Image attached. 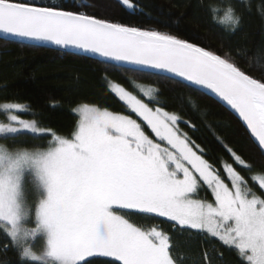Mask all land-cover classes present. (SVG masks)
<instances>
[{"label": "snow or ice", "instance_id": "obj_1", "mask_svg": "<svg viewBox=\"0 0 264 264\" xmlns=\"http://www.w3.org/2000/svg\"><path fill=\"white\" fill-rule=\"evenodd\" d=\"M241 19L230 6L220 22L235 32ZM0 31L98 54L114 62V71H151L211 90L264 150V78L250 74L256 65L245 71L229 54L158 30L22 0H0ZM257 70L264 73V65ZM108 91L131 114L81 104L68 135L22 119L27 105L0 102V251H13L16 264H92L97 256L112 264H183L170 233L139 226L134 214L165 218L172 232L214 238L240 264H264V171L253 173L226 148L252 174L233 164L223 165L222 174L180 128L182 118L165 110L158 89L134 95L117 84ZM21 135L49 139L27 144ZM203 256L204 264H214L215 249Z\"/></svg>", "mask_w": 264, "mask_h": 264}, {"label": "trees", "instance_id": "obj_2", "mask_svg": "<svg viewBox=\"0 0 264 264\" xmlns=\"http://www.w3.org/2000/svg\"><path fill=\"white\" fill-rule=\"evenodd\" d=\"M40 6H62L64 10L84 12L99 19L176 36L221 55L229 54L238 66L255 78H264L257 70L264 65V5L261 0H132L129 8L122 0H22ZM235 7L242 17L233 32L224 17L229 7ZM215 8L213 13L210 9ZM114 63L62 49L36 46L0 38V102L8 100L27 105L30 112L20 113L35 119L45 128L68 135L79 119L73 111L83 103L98 105L130 115L124 104L108 91L110 81L140 94L139 85L159 90L165 110L178 114L180 128L200 145L205 158L223 174V165L233 164L248 177L245 169L236 165L226 150L232 149L248 164L253 173L264 171V151L255 143L242 120L222 102L200 89L188 86L180 79L154 75L151 71H114ZM34 114V115H33ZM3 119V116H0ZM27 144H45L49 137L34 139L31 135L17 138ZM254 190L258 188L251 181ZM205 193H201L203 197ZM211 199L210 195L208 196ZM132 222L150 228L158 226L169 232L175 251L182 253L186 264H204L203 253L215 249L214 264H240L234 250L214 238L195 232L170 231L165 218L131 215ZM3 236H0V243ZM222 254V256H221ZM92 264H112V258L97 256ZM4 264H16L15 253L0 251Z\"/></svg>", "mask_w": 264, "mask_h": 264}, {"label": "water", "instance_id": "obj_3", "mask_svg": "<svg viewBox=\"0 0 264 264\" xmlns=\"http://www.w3.org/2000/svg\"><path fill=\"white\" fill-rule=\"evenodd\" d=\"M0 38L1 39H5V40H10V41H16V42H20V43H25V44H30V45H36V46H44V47H50V48H56V49H62V50H66L68 52H72V53H76V54H81V55H85V56H89L98 60H104L105 58L99 56L98 54H94L91 52H86L83 49L80 48H76L75 46H62V45H57L52 41H48V40H36V39H30V38H24V37H18V36H13L10 35L8 33H4L2 31H0ZM114 63V62H112ZM179 79V78H177ZM203 91L209 93L210 95H212L213 97H215L216 99H218L220 102H222L229 110H231L237 117L238 114L231 109V107L229 105H227L226 102H224L222 99H220L218 96H216V94L212 93L211 90L208 89H204L201 88ZM240 118V117H239ZM241 119V118H240ZM242 120V119H241ZM243 122V121H242ZM244 123V122H243ZM245 124V123H244ZM246 126V124H245ZM247 128V127H246ZM248 130V129H247ZM249 131V130H248ZM250 133V131H249ZM251 135V134H250ZM252 137V136H251ZM253 140L255 141V143L258 145V142L254 139V137H252ZM259 146V145H258ZM260 147V146H259ZM264 151V150H263Z\"/></svg>", "mask_w": 264, "mask_h": 264}, {"label": "rangeland", "instance_id": "obj_4", "mask_svg": "<svg viewBox=\"0 0 264 264\" xmlns=\"http://www.w3.org/2000/svg\"><path fill=\"white\" fill-rule=\"evenodd\" d=\"M110 85V88H115V86L118 84V83H116V82H114V81H110V83H109ZM120 87H123L126 91H128V92H131V91H129L128 89H126L124 86H122V85H120V84H118ZM147 87H151V86H148V85H139V90L140 91H142L144 88H147ZM132 94H134V95H137L136 93H133V92H131ZM83 104H85V103H83ZM87 104H90V103H87ZM90 105H95V104H90ZM98 106V105H97ZM110 110V109H109ZM112 111V110H111ZM167 111V110H166ZM115 112V111H114ZM168 112H170V111H168ZM121 113V112H120ZM170 113H172V112H170ZM77 114V113H76ZM123 114H125V113H123ZM19 115L21 116V118L22 119H25V120H32V119H27V118H24L20 113H19ZM78 115V114H77ZM126 115H128V114H126ZM79 117V116H78ZM133 118H135V117H133ZM146 131H149V130H147L146 129ZM149 134H150V131H149ZM0 142H3V141H0ZM127 215V214H126ZM183 264H186V262H185V260L183 261Z\"/></svg>", "mask_w": 264, "mask_h": 264}]
</instances>
